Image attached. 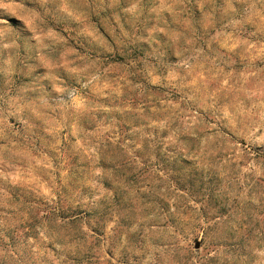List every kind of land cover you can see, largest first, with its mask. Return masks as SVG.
<instances>
[{
    "label": "clouds",
    "instance_id": "obj_1",
    "mask_svg": "<svg viewBox=\"0 0 264 264\" xmlns=\"http://www.w3.org/2000/svg\"><path fill=\"white\" fill-rule=\"evenodd\" d=\"M214 4L31 0L24 10L31 35L0 40L7 50L0 56V264H89L99 243L89 220L103 248L110 240L128 249L138 238L143 252L128 264L144 255L146 264H178L175 233L143 224L172 222L189 209V200L161 187V170L193 192V205L223 209L209 217L202 264H264V218L257 225L256 217L233 216L264 209V0ZM94 18H108L114 44ZM44 73L38 84L46 90L25 87ZM133 186L143 200L139 221L119 215L132 207Z\"/></svg>",
    "mask_w": 264,
    "mask_h": 264
},
{
    "label": "rangeland",
    "instance_id": "obj_2",
    "mask_svg": "<svg viewBox=\"0 0 264 264\" xmlns=\"http://www.w3.org/2000/svg\"><path fill=\"white\" fill-rule=\"evenodd\" d=\"M5 3L10 6L6 8H0V31L4 32L3 35H0V40L6 39L8 35H15L17 36L18 39H22L26 35H31V31L27 23V16L24 11L25 9L31 7V0H5ZM222 3L223 0H215V4L212 7H217ZM221 11H224V9H222ZM196 15L200 17L201 21H203L204 17L202 13L196 11ZM107 19L108 18H104V20L97 23L96 18H94L93 22L96 23V26L101 30V32L105 35V37L109 39L110 43L114 44L115 42L111 40V36L109 35L110 30H106ZM8 30H10V32ZM61 34L67 35L64 32H61ZM213 39L225 45H227L228 43V41L224 38L223 33H214ZM70 43L72 44L73 47L77 48V50L83 47V44L80 41L70 40ZM145 47H150V45L145 44ZM6 51L7 50H0V56H4L6 58L5 56ZM41 59L44 63L51 62L49 57L47 56H43ZM119 67L120 65L118 63L114 64V70ZM46 75L47 73L38 74L32 80H25V87H31V88L39 87L41 90H46L45 85L38 84V81L45 79ZM5 82H6L5 73L0 72V86H3ZM47 87L48 88L53 87V83L51 80L48 81ZM9 122L15 125V121L13 119L10 118ZM15 126L19 127V125H15ZM117 127L121 130V132L128 131L127 125H123V126L117 125ZM88 131H94V129L89 128ZM63 135L64 133H61V136ZM70 139H72L73 144H75V138L70 137ZM64 143L67 142L65 141ZM109 143H111V141H109ZM119 143L120 142H117V147H119ZM69 147H71V145ZM77 147H81V146L77 145ZM141 167H143V165H141ZM142 175L147 176L148 173L144 172L142 173ZM158 178L162 181L161 187H163V185L166 184L168 185L169 191L175 193L177 197H179L182 200H189V209L183 211L179 216L176 217V220L172 222H169L166 218H161L156 220H147L144 221L143 224L149 228L154 226H159L161 228H169L175 233V239L173 240L172 243L178 248L182 249V253L177 254L178 264H189V262L190 264H202V258L200 256V253L202 252V250L207 251L210 245V239H209L210 234L207 231V227L208 225L214 222V220L209 219V217H214L215 219H219L220 217L218 213L223 209L210 207L206 200H197L193 205L190 200V197L193 195V192H189L188 190H185L182 184L176 183L174 181V178L172 176H169L163 170H161L158 173ZM61 191L67 195L70 192V188H62ZM69 199H71L70 196ZM129 200L132 203V207L130 209H126L123 213H120L119 215L128 216L129 214H133L139 221L142 216V213H140L139 208L142 207L143 200L142 197L138 196L134 186L129 190ZM58 202L61 208L65 206L70 207V205H66L63 198H59ZM167 206L169 207V212L171 213L172 206L171 205H167ZM193 207L199 212V215L196 217L192 216ZM177 211L179 212V208L177 209ZM250 212L251 215L249 214V211L238 209L235 213H233V216H239L241 215V213H243V215L246 217L243 223H248L249 220H251L253 217H256L254 222L257 225H259V223L261 222V218H264V209L258 210L253 208L250 210ZM116 215L118 214L113 213V216ZM173 215L175 214L173 213ZM89 216L91 217V213L89 214ZM177 221L180 224L179 229L176 228ZM116 226L121 230L125 227V225L120 224L119 221H117ZM86 227L90 228L92 232L95 234L97 240H99V243L93 242L94 250L90 255L89 264H128V262L131 260L133 256L142 254L143 252V250H140V252H138L136 247L138 238L135 236L130 237L131 245L128 249L113 248L111 246L110 240L107 241L108 247L103 248L102 245L105 243V241L100 240V237L103 235V233L96 230L91 220L87 222ZM107 227H111V225H108ZM149 239L150 237L146 235L143 242L145 249L147 248ZM211 243L212 246L214 247L215 246L214 241H212ZM185 247H186V251H183ZM148 259L149 258L147 257V255H144V259L136 261V264H146Z\"/></svg>",
    "mask_w": 264,
    "mask_h": 264
}]
</instances>
